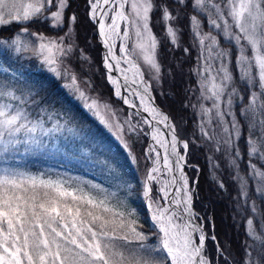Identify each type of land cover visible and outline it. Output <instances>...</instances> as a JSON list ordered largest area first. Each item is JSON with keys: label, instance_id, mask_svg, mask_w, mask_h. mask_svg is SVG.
<instances>
[{"label": "snow or ice", "instance_id": "snow-or-ice-1", "mask_svg": "<svg viewBox=\"0 0 264 264\" xmlns=\"http://www.w3.org/2000/svg\"><path fill=\"white\" fill-rule=\"evenodd\" d=\"M176 2L195 13L188 20L191 47L198 53L195 71L200 92L197 100L201 137L213 142L215 151L222 152L226 166L234 170L233 179L239 181L245 204L249 199V179L256 184V194L264 198V0ZM88 4L90 18L98 23L99 35L108 49L104 56L107 79L115 86L114 94L126 105L148 114L142 122L133 123L129 117L124 124L111 123L101 114V107L108 109L109 106H101L96 99L88 97L75 73L59 70L63 58L73 50L71 43L65 44L66 38L71 36V28L58 38L32 33L39 41L33 50L43 57L54 78L68 81L59 87L67 90L69 103L82 102L83 109L98 117L106 128L119 130L117 138L133 163L136 157L123 136L125 125L129 134L142 132L144 125L151 128L150 133L144 132L145 136H151L153 143L146 149V158L152 161V167L144 174L142 198L150 210L153 232L149 236L140 230L137 220L133 219L136 210L126 200L116 199L117 193L103 183L60 173L55 179L44 178L43 173L33 175L7 166V161L21 150L24 154L48 151L49 142L45 137L52 131H61L63 125L57 121L52 129L45 128L46 113H37L34 118L26 107L28 101L24 93L12 84L3 83L0 84V161L5 166H0V264H211L204 255L208 237L202 226L193 222L192 189L184 172L189 143L178 140L176 126L155 106L140 63L143 61L153 78L159 79L161 69L156 58L159 41L152 31V15L156 11L160 13L166 36L172 44L178 45L180 29L173 23L178 19L176 10L158 0H88ZM68 6V0H0V25L37 22L47 13L52 26L59 27L64 23ZM76 19L72 15L70 22L75 23ZM106 19L111 23H106ZM121 23L125 25L123 30ZM22 31L28 32V29ZM117 40L122 41L119 57L113 51ZM221 40L230 47H222ZM7 46L14 47L16 52L29 47L20 35L12 38ZM113 71L120 76L112 75ZM8 72V67L0 66V73ZM237 81L245 85L246 97L241 96ZM36 86L46 92L52 88L46 80L38 81ZM121 88L136 97L139 104L123 95ZM236 99L247 100L239 107L248 128L247 176L240 171L241 152L237 141L242 132L241 121L234 110ZM203 101H209L210 105ZM159 125L167 130L170 139ZM69 131L90 145V148L72 149L78 154L69 155L65 151L70 162L85 170L100 164L112 179L120 178L118 167L110 160L94 158L93 149L97 147L94 136L82 135L75 129ZM178 143L183 145L185 155L177 151ZM165 173L167 178H164ZM154 182L160 185L155 192ZM223 186L220 182V187ZM249 207L253 216L246 221V234L252 243L245 244L243 264H264V215L255 200ZM253 217L257 218L256 222ZM211 239L215 241L216 237L213 235Z\"/></svg>", "mask_w": 264, "mask_h": 264}, {"label": "trees", "instance_id": "trees-1", "mask_svg": "<svg viewBox=\"0 0 264 264\" xmlns=\"http://www.w3.org/2000/svg\"><path fill=\"white\" fill-rule=\"evenodd\" d=\"M158 2L168 4L171 9L176 10L178 19L173 23L180 32L178 45L172 44L166 36L160 13L158 11L153 13L151 26L159 41L157 57L161 68L160 80L156 83L152 82L156 100L171 114L177 127H180V134L189 143L186 170L191 181L198 176L195 207L206 220V227L211 234L207 239L206 253L210 255L213 264H243L245 244L252 243L246 234V221L253 216L249 205L255 200L261 215H264V198L256 194V185L249 179V199L248 204H245L239 181L233 179L234 170L226 166L222 152L215 151L213 142L201 137L197 127L196 108L191 105L195 104L198 97V76L195 71L198 67V53L191 47L192 36L188 20V17L195 13L188 7L178 5L176 0H158ZM68 4L64 12V23L59 27H53L47 18H40L39 21L30 23L13 22L10 25L0 26V42L14 37L18 32L34 38L32 33H43L47 37L58 38L65 36L71 28V36L66 38L65 44L71 43L73 50L70 55L63 58L59 70L63 72L67 69L75 73L80 87L91 94V98L107 102L109 96L114 100L116 99L114 89L107 79V72L102 64V48L97 37L95 22L90 18L88 0H68ZM72 15L77 18L75 23L70 22ZM24 28H27L28 32H23ZM35 45L33 41L31 47L17 54L18 59L30 68L17 89L24 93L28 101L26 107L34 118L37 113L44 112L45 127H53L59 121V125H63V128L54 135V139L58 140L55 148L48 141L49 150L44 153L24 154L21 150L20 153L14 154V159L7 161V166L16 167L33 175L43 173L45 178L56 177L57 173L76 176L77 172H82L87 176L86 179L103 183L106 188L116 192V199L126 200L128 205L136 210L133 219L137 220L140 230L151 236L153 224L150 210L147 209L142 198V181L145 171L150 166V160L146 158L145 152L150 141L149 136L144 135L145 131L126 134L131 152L136 157L133 163L121 143L95 116L83 109L80 102H68L67 90L59 87L68 81L64 78H54L49 67L38 66L39 56L33 50ZM185 48L189 51L185 52ZM7 53L10 56L13 54L9 49L4 51L0 49L2 57L8 56ZM42 80L52 84L50 91H41L36 86L37 82ZM239 83V81L236 83L238 87ZM237 116L241 121L242 130L237 142L241 152L240 171L241 175L247 176V122L239 112ZM135 117L140 121L136 114ZM69 129H75L82 135L94 136V143L97 145L93 149L94 158L101 161L110 160L118 167L120 178L112 179L100 164L93 169L85 170L70 162L65 151H68L69 155L78 154V151L73 153L72 149L90 148V145L82 142ZM51 136L52 132L47 138ZM57 148L62 150L57 151ZM0 166H5L4 162L0 161ZM94 174L101 175L102 178L94 177ZM220 182H223V188L220 187ZM113 203H116V200H113ZM253 219L256 222L257 218L253 217ZM213 235L216 237L215 241L211 239Z\"/></svg>", "mask_w": 264, "mask_h": 264}, {"label": "rangeland", "instance_id": "rangeland-1", "mask_svg": "<svg viewBox=\"0 0 264 264\" xmlns=\"http://www.w3.org/2000/svg\"><path fill=\"white\" fill-rule=\"evenodd\" d=\"M52 11H55V8H52L51 9ZM90 12H91V9H90ZM41 18H47V19H49V22H51V19H50V17H49V15L47 14V13H45V15L44 16H42ZM106 23H111V20L110 19H107V21H106ZM8 25H10V24H8ZM0 26H5V25H0ZM125 27V25L123 24V23H121V29L123 30V28ZM204 30L205 31H207L208 30V27H207V25L205 26V28H204ZM153 31V30H152ZM154 33V32H153ZM16 35H20V37H21V39H22V41L24 42V43H27L28 45H29V47H31L32 46V43H33V41H34V43H36V45L34 46V48H36L37 46H38V43H39V41L37 40V38L35 37H30L29 35H26V33H20V32H18V33H15ZM155 34V33H154ZM15 35V36H16ZM14 36V37H15ZM14 37H12V38H14ZM47 37V36H46ZM12 38H7V39H4L3 41H1L0 42V49L1 50H6V49H9L10 51H12V56H10L9 55V53H7V55L8 56H5V57H2L1 55H0V66H3V67H8L9 68V72L8 73H0V84H3V83H9V84H12V85H14L16 88L18 87L19 88V84H20V82L22 81V79L24 78V76L29 72V70H30V68L28 67V66H26V65H24V62L22 61V60H19L18 59V57H17V54L19 53V52H16L15 51V48L14 47H12V48H9L7 45L8 44H10L11 43V39ZM52 38V37H51ZM122 43V41H120V40H117L116 41V46H115V49H116V51L117 52H119V56H121L122 54L120 53V51H119V48H120V44ZM221 46L222 47H225V48H228V47H230V45L228 44V43H226V42H224L223 40H221ZM129 47H131V41L129 42ZM23 51V50H22ZM21 52V51H20ZM37 53V55L39 56V63H37L38 64V66L39 65H43V66H46V67H48L45 63H44V61H43V57L40 55V54H38V52H36ZM156 58H157V60H158V57H157V50H156ZM159 62V61H158ZM140 63H141V65H142V69L144 70V73H145V76L146 77H148L152 82L153 81H155V83L156 82H158L159 80H160V74H159V79L157 80V79H154L153 78V74L151 73V72H149L148 70H147V66L146 65H144L143 64V61H140ZM125 66V67H127V65H125V64H122V66ZM161 69V68H160ZM13 73L15 74V75H13ZM130 73V72H129ZM160 73H161V71H160ZM148 74V75H147ZM112 75H115V74H113L112 73ZM116 76V75H115ZM131 76V78H132V75H130ZM121 81V80H120ZM112 85V84H111ZM113 86V89H114V92H115V86L114 85H112ZM135 87V85H131V87ZM236 87H238L237 85H236ZM239 89H240V92H241V96H247L248 95V92H247V90H246V88H245V85L243 84V83H239V87H238ZM82 89V88H81ZM20 90V89H19ZM83 90V89H82ZM123 89H121V92H122V94H123V91H122ZM124 90H125V92H124V94L123 95H128L131 99H132V97H131V93L130 92H128L125 88H124ZM84 91V90H83ZM85 92V91H84ZM113 92V93H114ZM17 94L19 95L20 94V92H17ZM85 94L88 96V97H90L91 98V94L89 95L88 93H86L85 92ZM104 95V94H103ZM197 95H198V97H199V95H200V92H199V89H198V92H197ZM105 96V95H104ZM114 96L116 97V99H114V100H111L112 98H110L109 96L107 97V102H104V101H98V99H96L97 101H98V104L99 105H101V106H103V105H108L109 107H108V109H104L103 107H101V114L102 115H104L105 116V118L106 119H108L111 123H113V124H115V123H117V122H119L120 124H124V122L126 121V120H128L129 119V117H131V119H132V122L133 123H136L138 120H137V118L135 117V114L136 113H132L131 111H129V107H127L126 106V104L122 101V99L121 98H119V97H117L115 94H114ZM135 99H136V102H138L139 103V100L135 97ZM81 104H82V102H80ZM203 103H205L206 105H210V102L209 101H203ZM245 103H247V100L246 99H244V100H240V99H236L235 101H234V110H236L237 111V113L239 112V107H242L243 106V104H245ZM195 104L197 105V107H196V114H197V117H198V119H197V127L199 126V124H200V120H201V118H200V116L198 115V112H199V101L197 100L196 102H195ZM238 108V109H237ZM137 115V114H136ZM96 117V116H95ZM98 120H99V118L98 117H96ZM237 119H238V116H237ZM100 121V120H99ZM142 122V121H141ZM174 125L176 126V133H177V135H178V137H179V139L178 140H180V141H185L186 139H185V137H183L181 134H180V127L178 128L177 127V125H176V123L174 122ZM45 128H48V129H52L53 127H45ZM106 128V127H105ZM160 128L163 130V131H165V135H166V138H168V135H167V133H166V130L164 129V127L163 126H160ZM109 132H110V134H112L113 135V137H115L117 140H118V138H117V136H118V134H119V130L118 129H116L115 127H113L112 129H108V128H106ZM198 129H199V127H198ZM143 131H145V132H151V128H149L147 125H144L143 126ZM242 131V130H241ZM55 133H56V131H52V136L51 137H49V138H47V137H45V139L47 140V141H50L51 142V146L52 145H57V143H58V140L57 139H54V135H55ZM128 135V131H127V126L125 125V129H124V132H123V136H124V140L128 143V144H130V142H129V138L127 137V135ZM256 135V133H254V136ZM151 137V136H150ZM119 141V140H118ZM120 142V141H119ZM238 142V141H237ZM150 143H153V141H152V139L150 138V142H149V144ZM148 144V145H149ZM148 145H147V147H148ZM178 146H179V148H180V150H181V152L183 153V155H185V150L183 149V145L181 144V143H178ZM147 147H146V149H147ZM240 149V148H239ZM246 151H247V149H246ZM146 152V151H145ZM155 154H153V156H154ZM161 155H163V152H161ZM248 157H247V160H246V162L248 161ZM150 162V167H152V161L150 160L149 161ZM253 162H256L255 160H253ZM161 164H162V160H161ZM74 168H72V170H73ZM184 171H185V169H184ZM76 176H82V177H84L85 179H86V175L84 174V173H82V172H77V175ZM94 177H98V178H102L101 177V175H96V174H94L93 175ZM44 178H45V176H44ZM46 178H48V177H46ZM51 178H53V179H55L56 177H52L51 176ZM164 178H167V174L165 173L164 174ZM188 178H189V182L191 181V179H190V177L188 176ZM198 177H196V178H194L192 181H191V183H190V188L192 189V186H193V184H195V180H196V183H198ZM155 183V182H154ZM192 184V185H191ZM254 184H255V182H254ZM256 185V184H255ZM154 187H153V189H154V192H155V190L160 186L159 184H157L156 185V183L153 185ZM193 190V189H192ZM162 205L164 204V201H159ZM205 255L207 256V258L209 259V261L211 262V264H213V262L211 261V257H210V255L208 254V253H205Z\"/></svg>", "mask_w": 264, "mask_h": 264}, {"label": "water", "instance_id": "water-1", "mask_svg": "<svg viewBox=\"0 0 264 264\" xmlns=\"http://www.w3.org/2000/svg\"><path fill=\"white\" fill-rule=\"evenodd\" d=\"M97 20H99L98 18H97ZM96 24H97V31H98V40L100 41V44H101V46H102V50H103V54H104V52H105V50H106V47H105V45L103 44V42H102V37H100V35H99V25H98V23L96 22ZM114 51V50H113ZM115 52V51H114ZM116 54V53H115ZM105 66V65H104ZM106 68V67H105ZM107 70V69H106ZM143 70V69H142ZM118 76H120V75H118ZM122 77H120V79H121ZM144 79H145V81L146 82H148V84L150 85V91H151V95L154 97V104H155V106H157L158 108H159V110L162 112V113H164V114H167L168 116H169V118H170V121H171V123H172V118H171V116H170V114H169V112L168 111H166L165 109H163L159 104H158V102L156 101V98H155V95H154V93H153V89H152V86H151V82H150V80L146 77V76H144ZM122 81V84H124L123 82V79L121 80ZM141 114H144V115H148L147 113H144L143 112V110L142 109H140V108H138L137 109ZM180 141V140H179ZM177 151H179L180 152V149L179 148H177ZM181 153V152H180ZM182 155V154H181ZM172 159L174 160L175 158L174 157H172ZM194 187H196V180H195V185H194ZM192 210L196 213V210H195V208H194V201L192 200ZM196 223H197V225H203V224H199V221H196ZM203 231H204V233L206 234V236H208V232L206 231V229L204 228V225H203Z\"/></svg>", "mask_w": 264, "mask_h": 264}, {"label": "bare ground", "instance_id": "bare-ground-1", "mask_svg": "<svg viewBox=\"0 0 264 264\" xmlns=\"http://www.w3.org/2000/svg\"><path fill=\"white\" fill-rule=\"evenodd\" d=\"M129 78H131V77H129ZM166 130V129H165ZM167 135H168V133H167ZM168 139H170V136H168ZM178 145V144H177ZM160 151L161 152H163V150L162 149H160ZM149 168H150V166H149ZM185 172V171H184ZM186 173V175L188 176L189 174H187V172H185ZM177 176H178V173H177ZM190 183H191V181L189 182V187H190ZM155 183H153V185H154ZM197 184L198 183H196V187H194V185L195 184H193V186H192V200L195 202V197H196V191H197ZM157 185V184H156ZM192 185V184H191ZM176 186H179V185H176ZM176 186H174V187H176ZM154 187V186H153ZM192 212H193V214H194V223L195 224H197L196 223V221H197V215L195 214V212L192 210ZM199 226H202V228H203V225H199ZM195 235H197L198 236V233L197 234H195ZM205 255V254H204ZM206 256V255H205ZM207 257V256H206Z\"/></svg>", "mask_w": 264, "mask_h": 264}]
</instances>
